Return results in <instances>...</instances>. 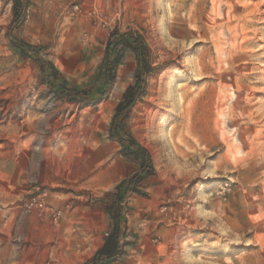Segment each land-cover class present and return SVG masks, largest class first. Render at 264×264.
Here are the masks:
<instances>
[{
  "label": "rangeland",
  "instance_id": "374dc122",
  "mask_svg": "<svg viewBox=\"0 0 264 264\" xmlns=\"http://www.w3.org/2000/svg\"><path fill=\"white\" fill-rule=\"evenodd\" d=\"M229 3L0 0V264H264V0Z\"/></svg>",
  "mask_w": 264,
  "mask_h": 264
},
{
  "label": "trees",
  "instance_id": "16d2710c",
  "mask_svg": "<svg viewBox=\"0 0 264 264\" xmlns=\"http://www.w3.org/2000/svg\"><path fill=\"white\" fill-rule=\"evenodd\" d=\"M118 41L124 40L128 41L129 44H132L131 39H129L126 35H120L117 39ZM116 40V41H117ZM114 43L113 39H111L108 43L107 47V57L110 53V48L112 44ZM27 48H29V45L24 44ZM133 50L137 56L139 65H142L143 61V45L141 41L136 38L134 40L133 44ZM106 83L110 84L114 80V73L113 71H107L106 72ZM141 91H136L135 86L129 87L124 96V100L119 103L116 109V114L114 116V121L121 115L123 110H127L133 106V104L136 101L137 96H139ZM72 100H76L75 97H70ZM115 125V122L113 123ZM120 138V137H119ZM122 142H124V139L120 138ZM141 154L143 155V163H142V170L141 173L138 174L135 179L132 181V183L137 184L141 179L144 178V176L149 175L152 172V159L148 153V151L145 148L138 147ZM122 252L120 240H119V223L116 222V226L113 230V232L107 237L105 244L103 247L99 250L98 255L95 260L98 258L103 259H115L118 257Z\"/></svg>",
  "mask_w": 264,
  "mask_h": 264
},
{
  "label": "bare ground",
  "instance_id": "6f19581e",
  "mask_svg": "<svg viewBox=\"0 0 264 264\" xmlns=\"http://www.w3.org/2000/svg\"><path fill=\"white\" fill-rule=\"evenodd\" d=\"M222 3L226 6V16H227L226 23L225 24L223 23V25L227 26L230 31H233L235 27H231L229 24H231L233 20L237 19L236 18V16H237L236 10L232 11V9L234 8V5H231L229 3V0H214L213 10H216L217 13H220ZM235 6H236V3H235ZM234 41L235 40H232V42H234ZM224 101H225V99L222 100V102H224Z\"/></svg>",
  "mask_w": 264,
  "mask_h": 264
}]
</instances>
